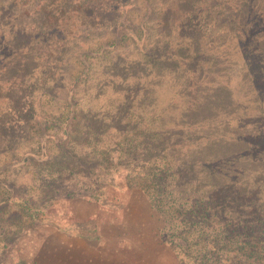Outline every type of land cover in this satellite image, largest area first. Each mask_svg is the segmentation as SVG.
I'll return each mask as SVG.
<instances>
[{
    "label": "trees",
    "instance_id": "trees-1",
    "mask_svg": "<svg viewBox=\"0 0 264 264\" xmlns=\"http://www.w3.org/2000/svg\"><path fill=\"white\" fill-rule=\"evenodd\" d=\"M138 3L144 14L136 27L128 11ZM262 6V0H0V126L10 112L28 117V134L13 139L10 129L11 141L0 149L9 156L0 163V241L37 222L64 175L91 192L89 186L100 190L106 176L119 172L130 187L112 189L110 208L97 205L102 234L120 228L123 198L138 190L161 219L159 238L175 253L171 264H264V183L253 179L260 153L199 146L194 137L182 138L181 125L156 124V116H144L143 124L128 105L134 93L126 84L138 79L133 67L162 69L152 78L166 86L172 78L164 75L178 69L205 99L212 66L235 63L243 74L259 65L241 58L260 51ZM101 28L122 41L142 39L152 51L118 62L111 53L119 40L96 48L83 41L89 29ZM76 63L82 69L70 73ZM51 103L59 110L46 107ZM205 132L199 126L195 135ZM10 209L20 219L15 232ZM74 241L63 239L69 249ZM77 247L89 264H144L148 256L117 232L100 238L98 250ZM29 256L13 247L3 264H34Z\"/></svg>",
    "mask_w": 264,
    "mask_h": 264
},
{
    "label": "rangeland",
    "instance_id": "rangeland-1",
    "mask_svg": "<svg viewBox=\"0 0 264 264\" xmlns=\"http://www.w3.org/2000/svg\"><path fill=\"white\" fill-rule=\"evenodd\" d=\"M262 1L264 3V0ZM259 11L261 23H264V6ZM128 12L132 24L138 27L144 14L142 4L132 6ZM89 30L91 35L83 41L91 48H96L101 41L109 43L119 40L112 29ZM142 42V39L138 42L133 38L119 40L111 55L115 56L118 62L124 59L128 62L139 59L149 50L152 51L150 45L142 44ZM259 46L260 51H254V55L250 54L249 57L246 55L241 58L246 61L248 59L252 61L251 58H253V63L259 62V65L251 64L243 74H239L241 68L235 63H233L234 66H231L233 64H229L230 62H221V64L212 66L206 76L213 80L214 85L207 89L208 95L205 99L197 95L198 87L197 89L194 86L192 88L187 77H183L184 75L178 69L167 72V76L164 75V77L172 78L167 79L171 86H166V80L152 78L158 76L156 74H163L162 69L150 71L145 66L133 67L132 70L135 71L133 72L138 79L126 83L133 87L132 92L134 93L131 94L128 105L131 104L136 117L140 118L143 124H146L144 119L154 120L156 116V124L166 121L169 128L172 125L176 129L181 125L182 138L187 140L194 137L199 146L228 147L238 153L243 149L244 151L256 150L260 156L257 163L258 171L253 179L264 183V36ZM103 63L100 64L104 66ZM169 63L175 65L173 64L175 60ZM179 64L182 65V62ZM70 66V73L82 69V66L77 63ZM123 67L124 65L119 66L118 72H122ZM138 94L141 96L135 99ZM191 98L195 101L192 107L189 105ZM102 100L106 103L109 101L105 97ZM46 107L54 108L53 112L60 108L53 103ZM157 110H159L158 114ZM27 118L24 114L11 112L4 118L9 124L0 126V149L10 143L11 140L8 141L10 129L14 130L12 134H17L16 137H12L13 139L28 134V125L25 124ZM170 119L175 123H172ZM142 126L135 124L136 128ZM199 126L206 131L204 138H197L195 135ZM29 135L33 134L29 133ZM175 139L173 140L176 143L180 140V138ZM175 142L172 143L176 144ZM181 144L180 148L183 146ZM19 148L14 151L12 157L17 156L16 152ZM8 157L0 151V163H4V159ZM118 173H114V177L106 176L104 179L107 183L105 186H100L102 187L100 190L98 186H89L91 192L78 184L73 176L64 175L58 182L59 191L51 203L44 208V214L37 222L25 226L22 231L16 232L10 239L0 241V264L8 259L13 247L29 251V259L35 262L34 264H77L79 259L67 255V250L70 249L63 239L74 238L72 245L77 247L85 244L87 247L98 250L100 238L108 239L116 232L126 240L137 242L142 246L148 255H146L144 264H171L175 253L159 238V231L162 228L161 219L158 213L151 208L145 195L138 190H133L128 195L123 194V196L126 195L123 198L126 204L122 203L120 206L124 210V216H120V228L115 229L109 226L105 228L103 234L99 231L98 220L95 216L97 205L105 204L104 206L110 208L114 203L108 197L112 189L130 187L129 181L124 177L117 178ZM3 191L0 190V199L4 196ZM8 215L13 220L11 232H15L20 219L11 209ZM27 230L31 231L27 233ZM80 261L82 263L83 259L81 258ZM83 262L89 264V260L85 258Z\"/></svg>",
    "mask_w": 264,
    "mask_h": 264
},
{
    "label": "crops",
    "instance_id": "crops-1",
    "mask_svg": "<svg viewBox=\"0 0 264 264\" xmlns=\"http://www.w3.org/2000/svg\"><path fill=\"white\" fill-rule=\"evenodd\" d=\"M78 250H79L78 247H73V248L70 247V250H67V255H69L71 258H77V259H79L78 262H77V264H85V262H83L84 261V257H81L80 256V252ZM81 258L83 259L82 263L80 261Z\"/></svg>",
    "mask_w": 264,
    "mask_h": 264
}]
</instances>
